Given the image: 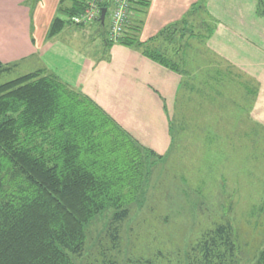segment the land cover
<instances>
[{
    "label": "rangeland",
    "instance_id": "1",
    "mask_svg": "<svg viewBox=\"0 0 264 264\" xmlns=\"http://www.w3.org/2000/svg\"><path fill=\"white\" fill-rule=\"evenodd\" d=\"M72 1L60 0L57 16L67 17L63 9ZM210 1L196 2L204 5L191 16L196 34L178 57L174 45H165L182 68L180 73L160 64L179 78L175 95L163 103L170 142L159 151L141 139L148 151L163 157L148 158L150 178L145 191L140 192L138 203L129 206L130 215L121 224L113 222L111 209L87 225L84 254L74 257L78 264H187L190 246L206 230L225 221L235 226L240 264H252L263 248L264 4L255 0L254 9H250L248 0ZM252 11L255 20L248 16ZM110 14L111 10L103 25L100 21L89 25L67 22L54 39L62 50L60 57L58 53L49 60L61 64L75 57L97 64L98 58L111 59L116 43L109 44ZM5 64L8 69L0 73V84L41 68L50 69L35 59ZM118 74L124 80L126 72ZM175 80L164 77L163 83L173 85ZM137 82H141L138 77ZM142 84L124 89L106 86L116 90V97L105 103L128 107L131 115L126 121H136L146 130L161 117L156 114L148 125L144 122L142 114L149 111L138 100L137 93L145 91ZM70 85L104 108L83 86ZM144 138L161 139L156 134ZM119 224L117 232L114 227Z\"/></svg>",
    "mask_w": 264,
    "mask_h": 264
},
{
    "label": "trees",
    "instance_id": "2",
    "mask_svg": "<svg viewBox=\"0 0 264 264\" xmlns=\"http://www.w3.org/2000/svg\"><path fill=\"white\" fill-rule=\"evenodd\" d=\"M151 2L133 0L130 22L109 44L138 50L181 73L176 57L195 36L191 16L204 5L193 4L181 19L144 40ZM86 6L87 0H73L63 9L67 17L56 16L52 34ZM98 21L103 25L106 18ZM166 44L175 46L176 57ZM6 65L0 60V73ZM148 150L91 97L50 69L1 83L0 264H78L74 257L83 256L87 225L94 217L113 209V222L121 224L130 215L129 206L140 201L150 178L148 158L163 157ZM120 224L114 227L117 232ZM195 242L187 264H240L230 221L209 228ZM252 264H264V245Z\"/></svg>",
    "mask_w": 264,
    "mask_h": 264
},
{
    "label": "crops",
    "instance_id": "3",
    "mask_svg": "<svg viewBox=\"0 0 264 264\" xmlns=\"http://www.w3.org/2000/svg\"><path fill=\"white\" fill-rule=\"evenodd\" d=\"M197 1L152 0L142 32V39L149 38L168 23L175 21L176 18L186 12L188 7ZM207 1L208 3L211 2L210 0ZM248 3L249 8L254 9L256 1L248 0ZM244 4L245 1L240 4L243 10H245ZM61 8L60 0H0V60L5 63L32 62L34 59L38 62H45L51 71L68 83L83 86L90 96L100 101L104 108L140 141L141 139L148 141L151 144L150 146L159 151L160 146L164 145V150L170 141L168 138L169 121L163 103L165 98L171 99L175 95L179 78L160 64L118 43L114 44L111 49V59L100 61V58H98L99 62L97 64L88 62L87 58L83 60L75 57L74 59L64 60L61 64L53 63L49 60V57L58 53L60 57L62 51L57 48L59 42L54 41L62 31H58L59 33L57 32L56 36L52 34L53 22L57 12H61ZM255 12L252 11L253 14H248L249 17H252L251 20H255ZM35 17L39 22L38 24L37 22L35 24ZM252 36L254 37L255 34L253 33ZM67 56H62L61 60ZM133 60L137 63H134ZM122 70L126 72L123 77L124 80L119 74L116 75L117 72ZM137 77L140 78V83H136ZM164 77H175L176 83L165 86L163 83ZM132 84H142L145 89L144 92L139 91L137 93L139 103L149 111L148 114H142L144 122L148 125L149 118L156 114L161 117V120L157 123H152L150 129L145 130L143 127L138 126L136 121L128 123L126 120L131 115L128 107L124 109L113 104L112 107H109L105 103L116 97V90H113V87L108 89L106 86L115 85L119 86L120 89H124ZM116 113L120 116H117ZM152 134H156L161 138L159 142L151 138H144Z\"/></svg>",
    "mask_w": 264,
    "mask_h": 264
},
{
    "label": "built area",
    "instance_id": "4",
    "mask_svg": "<svg viewBox=\"0 0 264 264\" xmlns=\"http://www.w3.org/2000/svg\"><path fill=\"white\" fill-rule=\"evenodd\" d=\"M105 2L109 3L107 12L111 10L109 37L112 40H118L130 22L133 0H87L86 8L81 13L70 17V20L77 25H89L98 21Z\"/></svg>",
    "mask_w": 264,
    "mask_h": 264
},
{
    "label": "water",
    "instance_id": "5",
    "mask_svg": "<svg viewBox=\"0 0 264 264\" xmlns=\"http://www.w3.org/2000/svg\"><path fill=\"white\" fill-rule=\"evenodd\" d=\"M106 13H107V8H106V7H103V8H102L101 17H100V19H101V21H102L103 23H104L105 18H106Z\"/></svg>",
    "mask_w": 264,
    "mask_h": 264
}]
</instances>
